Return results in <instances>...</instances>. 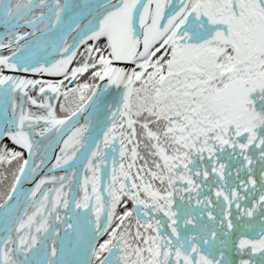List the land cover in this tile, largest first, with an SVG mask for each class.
<instances>
[{
	"label": "snow or ice",
	"instance_id": "snow-or-ice-1",
	"mask_svg": "<svg viewBox=\"0 0 264 264\" xmlns=\"http://www.w3.org/2000/svg\"><path fill=\"white\" fill-rule=\"evenodd\" d=\"M0 264H264V0H0Z\"/></svg>",
	"mask_w": 264,
	"mask_h": 264
},
{
	"label": "trees",
	"instance_id": "trees-1",
	"mask_svg": "<svg viewBox=\"0 0 264 264\" xmlns=\"http://www.w3.org/2000/svg\"><path fill=\"white\" fill-rule=\"evenodd\" d=\"M3 191H4V185L0 184V194H3Z\"/></svg>",
	"mask_w": 264,
	"mask_h": 264
}]
</instances>
